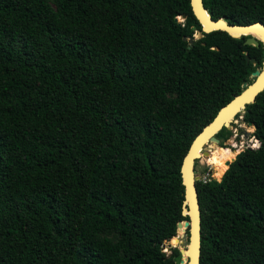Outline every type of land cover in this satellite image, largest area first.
<instances>
[{
	"label": "trees",
	"instance_id": "obj_1",
	"mask_svg": "<svg viewBox=\"0 0 264 264\" xmlns=\"http://www.w3.org/2000/svg\"><path fill=\"white\" fill-rule=\"evenodd\" d=\"M204 4L264 23V0ZM249 37L190 0H0V264H180L182 165L262 66ZM244 111L261 146L197 182L201 264H264V91Z\"/></svg>",
	"mask_w": 264,
	"mask_h": 264
},
{
	"label": "water",
	"instance_id": "obj_2",
	"mask_svg": "<svg viewBox=\"0 0 264 264\" xmlns=\"http://www.w3.org/2000/svg\"><path fill=\"white\" fill-rule=\"evenodd\" d=\"M193 13L199 23L202 25V31L204 33H211L214 31H224L232 35L235 38L248 37L250 36L245 44L248 46H254L257 48L261 47V42L264 44V39H259L253 32H258L264 38V23L256 22L249 25H236L229 24L224 19L215 20L207 11L204 0H190ZM179 20V19H178ZM201 37L197 34L194 37L184 38L188 40L190 44ZM248 64L256 65L257 60L251 58L246 54ZM252 83L245 82L242 85L243 91L235 96L226 106H224L215 117V119L207 125L201 133L193 141L182 165L183 182L185 185V202L183 214L189 217L188 221L179 222L178 231L182 227H185V233L183 236L184 244L180 248L182 256L180 264L184 262V256L189 253L187 262L185 264H201V251H202V210L199 201V193L197 188V182L201 181V178L196 175L195 172V161L201 157L200 153H196L199 147L203 148L208 143L220 144V140L216 135L223 129H229L231 123L237 117L238 114L244 112L247 105L252 104L256 101L257 96L264 91V62L262 66H258L256 71L251 75ZM235 114L231 119V115ZM255 131L257 127L254 126ZM247 136V135H246ZM256 139V138H255ZM261 146V142L256 139ZM201 148V150H202ZM242 150L236 155L233 161L227 162L228 169L231 164L244 153ZM196 153V154H195ZM205 155H210L209 151ZM194 174V175H193ZM222 180V179H221ZM219 180V181H221ZM171 239L165 241L163 249H171Z\"/></svg>",
	"mask_w": 264,
	"mask_h": 264
},
{
	"label": "rangeland",
	"instance_id": "obj_3",
	"mask_svg": "<svg viewBox=\"0 0 264 264\" xmlns=\"http://www.w3.org/2000/svg\"><path fill=\"white\" fill-rule=\"evenodd\" d=\"M179 21L183 22L184 19L183 18L181 20L179 19ZM243 115H244V112L241 113V116L238 118V120H234L231 123L229 130L232 131V136L227 141H225L222 144L220 143L219 145L216 143H208L202 148V151L200 153L202 156L195 161V172H196V175L201 178V181L202 180L205 181V180H208L210 178L217 180V175L219 173L218 170L216 169V166L210 165L208 162L209 161L208 157H210L211 154L205 155V153L208 151L210 153V147L209 146L215 145V146H220L222 148H230L234 151H237L238 148L245 150V149L251 147L253 145V143L256 141V139L253 136V134L255 132L254 126H250V125H247L246 123H244ZM232 157H234L233 154L231 156L227 157L228 162H230ZM226 167H228V165ZM226 167H225V169H226ZM217 181H219V180H217ZM172 248H179L180 249L182 247H181V245L179 247H175V245L173 244ZM164 251L167 252L168 254H171V251L169 248H165Z\"/></svg>",
	"mask_w": 264,
	"mask_h": 264
},
{
	"label": "bare ground",
	"instance_id": "obj_4",
	"mask_svg": "<svg viewBox=\"0 0 264 264\" xmlns=\"http://www.w3.org/2000/svg\"><path fill=\"white\" fill-rule=\"evenodd\" d=\"M179 19L181 20L182 18H179ZM253 35H255L257 38H259L261 40L264 39L262 37V35L260 33L256 32V31L253 32ZM234 115L235 114L233 113L231 115L230 119ZM209 147H210V154H211V156L208 157V160H209L208 162H209L210 165L216 166V169H218L220 171H223L225 169V167L227 165V162H228L227 157L229 155L233 154V155L236 156L238 153H240L242 151L241 148H238L237 151H234V150H232L230 148H222L220 146H215V145H211ZM201 148L199 147V149L197 150L196 153H201V151H202ZM182 228H185V227H182ZM182 240H183V234H179L178 237H177V242L179 244H181ZM174 242H175V238L173 239V242L172 243H174Z\"/></svg>",
	"mask_w": 264,
	"mask_h": 264
},
{
	"label": "built area",
	"instance_id": "obj_5",
	"mask_svg": "<svg viewBox=\"0 0 264 264\" xmlns=\"http://www.w3.org/2000/svg\"><path fill=\"white\" fill-rule=\"evenodd\" d=\"M252 147H253V148H257V147H258V142L255 141V142L253 143Z\"/></svg>",
	"mask_w": 264,
	"mask_h": 264
}]
</instances>
